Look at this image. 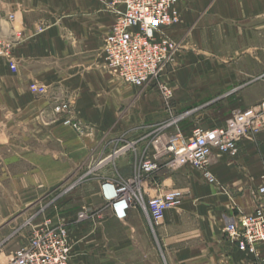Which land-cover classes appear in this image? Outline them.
<instances>
[{
  "label": "crops",
  "instance_id": "obj_1",
  "mask_svg": "<svg viewBox=\"0 0 264 264\" xmlns=\"http://www.w3.org/2000/svg\"><path fill=\"white\" fill-rule=\"evenodd\" d=\"M108 1L0 0V31L11 34L7 18L14 14L13 26L24 35L14 48L18 70L11 71L1 59L24 82L11 90L20 91L33 112L39 115L42 111L44 122L54 118L55 103L70 101L73 119L84 129L78 133L55 122L37 131L38 146L30 152L35 157L32 162L37 170L53 172L51 180L44 179L43 184H56L67 172L106 155L119 138L115 128H131L134 123L151 125L165 114L151 87L128 84L107 67L103 44L115 19ZM176 7L180 22L162 30L175 39L188 34L203 44L214 37L217 26L232 23L230 35L244 41L247 49L231 54L245 65L235 67L227 85L238 100L236 106L257 105L264 97V86L254 91L249 88L251 80L241 81L237 76L254 72L264 75V0H185ZM205 53L204 49L203 57ZM207 62L197 66L198 72H211ZM35 81L47 87L45 94L28 91V83ZM224 116L214 117L209 128L225 125ZM230 157H212L210 169L219 184L207 182L197 169H173L165 161L156 173L142 175L140 186L146 199L173 188L187 191L182 203L169 208L156 223L154 232L137 207L130 208L124 221L113 216L100 186L105 179L115 177L102 171L94 178L95 187L88 195V210L96 214L95 222L70 228L73 260L78 264H93L95 260L101 264H264V243L254 255L241 251L224 233L225 225L240 214L251 213L258 206L264 209V194L259 193L264 185V132L242 140L238 155ZM111 162L122 179L136 170L133 154H122L116 161L108 159L105 167ZM220 184L229 191H222ZM27 231L17 232L16 236H21L17 244L3 246L0 264H7L14 251L27 244Z\"/></svg>",
  "mask_w": 264,
  "mask_h": 264
},
{
  "label": "rangeland",
  "instance_id": "obj_2",
  "mask_svg": "<svg viewBox=\"0 0 264 264\" xmlns=\"http://www.w3.org/2000/svg\"><path fill=\"white\" fill-rule=\"evenodd\" d=\"M225 24L217 26L214 37L211 36L208 41H203V44L197 43L188 34L175 39L164 31L163 36L177 43L174 58L165 68L162 77V81L172 88L173 94L170 98H166L158 85L151 88L158 94L165 114L156 118L151 125L134 123L131 124V128L129 126L121 130L115 128L114 132L119 131V138L106 155L96 158L88 166L67 172L66 176L56 184H43L44 179L51 180L49 178H52L53 172L37 170L32 162L35 157L30 152L37 149V131L43 128V125L55 122L65 124L60 119L44 122L42 111L39 114L41 116L33 112L31 110L33 107L29 106L27 100H23L20 91L14 90L15 87H21L24 82L0 59V251L5 244L13 245L20 241L21 236H18L19 238L16 236L18 231L28 230L31 235L34 228L47 220L55 224L65 223L69 237L73 224L95 222V219L88 220V211L91 212L88 210V195L95 187L94 178L104 171L114 174L115 178L110 179H122L112 162L105 167L108 159L116 161L122 154H133L136 164L135 173L139 171L147 156L154 157L157 153L152 144L155 139H160L163 143L176 133L189 136L195 128H209L214 125L213 119L217 115L224 114V118L228 119L235 111L246 109L235 105L238 100L234 98V92L229 91L230 85L227 83L232 79L231 75L235 67L245 65L244 60L233 58L231 54L236 50L244 51L247 45L244 41H236L235 35H230L233 33L232 23ZM204 49L205 57H203ZM223 59L224 61H221ZM237 60L241 62H236ZM203 61H208L211 72H198L197 66ZM213 68L215 69L212 70ZM239 76H237L238 80L244 81L245 78L251 80L249 88L254 91H259L264 86L262 73L254 72L252 75ZM35 82L27 85L31 94L30 85ZM11 87L14 89L11 90ZM227 109L230 111H225ZM123 147L125 149L122 153L115 155V152ZM217 183L218 180L212 184ZM219 187L222 191H229L221 184ZM173 189H180L187 194L182 188ZM142 194L144 195L143 192ZM133 207L142 210L138 204H134ZM80 213H85L86 217H80ZM144 214L146 226L154 232L156 224L149 220L145 212ZM3 262H7L5 256ZM93 264L101 263L95 260Z\"/></svg>",
  "mask_w": 264,
  "mask_h": 264
},
{
  "label": "built area",
  "instance_id": "obj_3",
  "mask_svg": "<svg viewBox=\"0 0 264 264\" xmlns=\"http://www.w3.org/2000/svg\"><path fill=\"white\" fill-rule=\"evenodd\" d=\"M185 0H109L115 15L111 29L105 37L103 53L110 71L124 82L140 88L157 86L166 98L173 94L169 84L162 81L163 72L173 60L177 43L163 36V28L180 22L181 14L176 5ZM14 14H9L11 34L0 31V59L6 61L11 71L18 70L14 48L22 41L23 34L13 26ZM33 94L42 95L47 87L32 83ZM53 119H60L65 125L83 132L79 121L73 119L70 101H60L53 106ZM264 132V97L255 106L235 111L223 126L195 128L189 136L176 133L163 143L153 141L157 150L154 157L147 156L139 171L125 179H105L100 193L110 206L113 216L126 220L134 204L157 223L172 207L182 203L186 193L171 189L145 198L141 192L142 175L154 174L161 168L162 159L169 168L192 167L202 172L210 182H217L210 169L215 154L236 157L240 142L254 138ZM121 148L115 155L122 153ZM112 156H109L111 158ZM264 194V185L259 189ZM95 213L88 211V220L95 219ZM80 217H86L80 213ZM228 240L244 252L257 254L258 246L264 243V209L261 206L251 213L240 214L224 227ZM7 264H78L72 259L69 231L65 223L55 224L47 220L34 228L27 244L14 251Z\"/></svg>",
  "mask_w": 264,
  "mask_h": 264
}]
</instances>
